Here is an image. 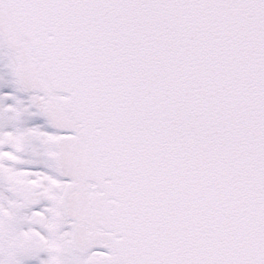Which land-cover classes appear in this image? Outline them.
<instances>
[{"label":"snow or ice","instance_id":"6c2138e0","mask_svg":"<svg viewBox=\"0 0 264 264\" xmlns=\"http://www.w3.org/2000/svg\"><path fill=\"white\" fill-rule=\"evenodd\" d=\"M0 264H264V0H0Z\"/></svg>","mask_w":264,"mask_h":264}]
</instances>
